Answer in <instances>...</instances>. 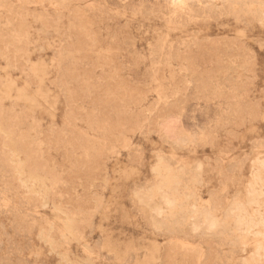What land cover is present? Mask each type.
<instances>
[{"label":"rangeland","instance_id":"374dc122","mask_svg":"<svg viewBox=\"0 0 264 264\" xmlns=\"http://www.w3.org/2000/svg\"><path fill=\"white\" fill-rule=\"evenodd\" d=\"M170 3L0 0V264H264V0Z\"/></svg>","mask_w":264,"mask_h":264},{"label":"bare ground","instance_id":"6f19581e","mask_svg":"<svg viewBox=\"0 0 264 264\" xmlns=\"http://www.w3.org/2000/svg\"><path fill=\"white\" fill-rule=\"evenodd\" d=\"M228 1V0H227ZM237 1V0H236ZM247 1V0H246ZM255 1V0H254ZM170 2L173 4V5H175V6H178V8L180 7V5H182V4H184V2H185V0H170ZM230 2V1H229ZM232 2V1H231ZM242 2V1H241ZM245 2V1H244ZM261 2V1H260ZM170 3V5H172ZM188 3V2H187ZM203 3H204V1H203ZM202 3V4H203ZM223 3V2H222ZM228 3V2H227ZM253 3V2H252ZM188 4H190V3H188ZM196 4V3H195ZM213 4V3H212ZM212 4H210V5H212ZM233 4V3H232ZM239 4H240V2H239ZM249 4V3H248ZM250 4H251V2H250ZM249 4V5H250ZM167 5H169V3L167 2ZM231 5V4H230ZM229 5V6H230ZM244 5H245V3H244ZM246 5H247V3H246ZM148 6V5H147ZM172 8H173V6H171ZM182 7V6H181ZM201 7V6H200ZM213 7V6H212ZM171 8V9H172ZM203 8V7H202ZM181 9V8H180ZM180 9H179V12H180ZM175 9H173V12H175L174 11ZM182 10H183V8H182ZM185 10V9H184ZM176 11H178V10H176ZM187 11V10H186ZM185 12V11H184ZM187 13V12H186ZM262 186V185H261ZM165 195V194H164ZM166 197H164V199L166 200L165 202L167 203V204H171L172 203V201H173V199H171L168 195H165ZM167 197H169V199L167 198ZM176 200V199H175ZM177 202V201H176ZM159 204V203H158ZM196 204H198L197 202H196ZM174 208V207H173ZM155 209V208H154ZM165 210V209H164ZM204 210V209H203ZM155 211H156V209H155ZM157 213V212H156ZM160 213V211H158V214ZM204 213V212H203ZM203 213L201 212V215H203ZM205 214V213H204ZM157 215V214H156ZM154 217H156V216H154ZM208 218V217H207ZM261 218V217H260ZM189 225V224H188ZM261 248V247H260Z\"/></svg>","mask_w":264,"mask_h":264}]
</instances>
